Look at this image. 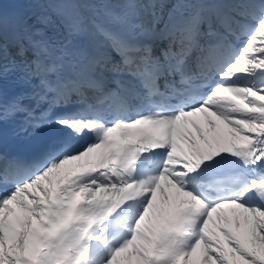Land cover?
<instances>
[{"label":"bare ground","instance_id":"bare-ground-1","mask_svg":"<svg viewBox=\"0 0 264 264\" xmlns=\"http://www.w3.org/2000/svg\"><path fill=\"white\" fill-rule=\"evenodd\" d=\"M259 31L264 33V28ZM261 51L264 52V35L260 39ZM257 65H264V57L257 60ZM252 112V110H249ZM223 113L228 120V126L225 130L231 141H238L241 136H248L251 129L261 130L264 128V116L255 115L252 113L248 121L240 118L237 109L225 108ZM231 114V116H229ZM219 127H206L205 135H193L192 137L199 141H204L212 133H218ZM213 138V136H211ZM59 170V168H57ZM62 175H54L52 172L45 178L37 179L33 186H37L41 191L43 198H37L36 203L44 204V199L49 197L45 193L53 191L56 184L60 181ZM41 197V196H39ZM42 208L33 211L35 215L41 213ZM32 216V215H31ZM161 219V213L158 208H150L147 221L153 224V227L158 224ZM239 223L246 224L247 236L244 237L239 233ZM29 235L26 233L9 244L2 247L0 252V264H14V258L27 251L31 244ZM147 234L141 237V249L133 250L129 254L123 255L114 264H144L147 259L150 243L147 242ZM208 243L205 246V254L203 256L195 255L186 258L185 264H264V212L249 213L245 210H237V217L223 219L219 224L214 225L208 235ZM11 246V249H10ZM203 251V253H204ZM198 259V262H197Z\"/></svg>","mask_w":264,"mask_h":264}]
</instances>
